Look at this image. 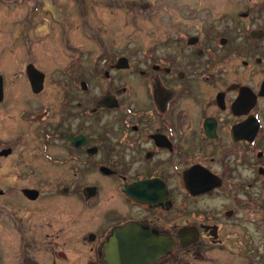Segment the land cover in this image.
Masks as SVG:
<instances>
[{
  "label": "flooded vegetation",
  "instance_id": "flooded-vegetation-1",
  "mask_svg": "<svg viewBox=\"0 0 264 264\" xmlns=\"http://www.w3.org/2000/svg\"><path fill=\"white\" fill-rule=\"evenodd\" d=\"M179 1L163 35L143 21L136 53L102 41L80 82L75 68L53 93L25 85L59 99L0 136V236L21 237L0 264H111L127 224L150 264H264V0H235L233 15Z\"/></svg>",
  "mask_w": 264,
  "mask_h": 264
},
{
  "label": "rangeland",
  "instance_id": "rangeland-1",
  "mask_svg": "<svg viewBox=\"0 0 264 264\" xmlns=\"http://www.w3.org/2000/svg\"><path fill=\"white\" fill-rule=\"evenodd\" d=\"M177 1L180 2L0 0V74L4 78L6 90V101L0 104V136L6 139L11 132L17 130L25 108L34 110L36 104L45 108L42 104H46V100L59 99L45 96L37 99V102L28 97L25 88L30 83L26 73L28 63H34L45 73L48 93H53L51 91L56 89V85L67 82V75L73 76L75 68L80 69V82L84 76L88 77L90 71L87 68L94 66L95 62L102 63L103 60L97 56V47L100 48L102 41L110 46L116 41L122 42L124 46L128 41L129 51L136 53L137 43L151 29L150 24L143 21L158 19L159 23L155 25L157 28L153 32L163 35L162 31L165 29L162 27L169 28L167 24L172 2ZM232 2L235 3V0H207L210 8L224 14L229 12ZM230 13L233 15L232 10ZM222 19L229 18H218ZM157 29H161V33ZM80 48L83 51L97 52L88 59L84 55L78 58L81 51H77ZM131 61L135 67V55ZM14 94L19 97L14 98ZM48 105L52 108L56 103ZM56 117L57 114L51 118ZM3 223L6 228L11 227L8 218H4ZM20 238L13 234L0 236V246L9 249V258L15 253V246L20 243ZM255 243L257 258H264V233L259 230ZM9 262L7 259L2 264Z\"/></svg>",
  "mask_w": 264,
  "mask_h": 264
},
{
  "label": "water",
  "instance_id": "water-1",
  "mask_svg": "<svg viewBox=\"0 0 264 264\" xmlns=\"http://www.w3.org/2000/svg\"><path fill=\"white\" fill-rule=\"evenodd\" d=\"M120 66H128L127 59L122 58L120 60ZM123 62V63H122ZM27 76L30 83L34 86V91H40L44 86L45 73L39 70L34 63L27 65ZM4 78L0 74V99L4 91ZM137 231L139 234H136ZM147 236L142 235L140 230L135 225L127 224L123 227H118L112 238V244H118L111 248L109 252V260L111 264H145L143 261L146 260L147 264H150L151 260H157V256L152 251L145 250L147 244ZM152 253L154 258L147 260V257ZM159 254V252H155Z\"/></svg>",
  "mask_w": 264,
  "mask_h": 264
}]
</instances>
